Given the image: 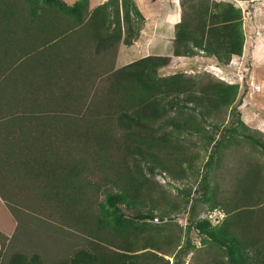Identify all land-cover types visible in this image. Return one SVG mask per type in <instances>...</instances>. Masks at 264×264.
Masks as SVG:
<instances>
[{
  "label": "trees",
  "instance_id": "16d2710c",
  "mask_svg": "<svg viewBox=\"0 0 264 264\" xmlns=\"http://www.w3.org/2000/svg\"><path fill=\"white\" fill-rule=\"evenodd\" d=\"M180 6L173 56L203 54L226 66L242 54L240 8L216 0H180ZM0 13V153L6 159L24 155V176L51 175L66 202L65 210L54 204V212L85 235L67 259L15 253L4 264H169L159 254H174L173 264H183L194 247L191 230L208 248L207 264H264V194H257L264 173L249 166L236 178L239 195L230 201L219 199L212 174L241 143L264 156V133L244 123L235 103L238 84L208 73L162 75L172 61L166 55L115 68L119 45H131L144 20L134 0H106L92 10L85 0H0ZM34 58L47 76L40 71L32 82L19 79V66ZM28 83L35 89L21 91ZM193 148L202 150L195 154L204 162L200 179V165L189 159ZM166 158L186 160L187 169L172 167ZM186 170L197 172L199 199L227 216L216 226L207 217L189 216L180 246L148 223L186 210L192 186L178 189L181 205L155 179L162 172L187 178ZM52 199L60 201L55 193ZM122 206L133 214L125 215Z\"/></svg>",
  "mask_w": 264,
  "mask_h": 264
},
{
  "label": "rangeland",
  "instance_id": "374dc122",
  "mask_svg": "<svg viewBox=\"0 0 264 264\" xmlns=\"http://www.w3.org/2000/svg\"><path fill=\"white\" fill-rule=\"evenodd\" d=\"M65 1L72 4L81 0ZM105 1L85 0L89 10ZM177 1L180 2V0H134L144 20L137 23L138 35L133 43L129 46L123 43L119 45L115 65L121 66L123 64L122 57L126 58L127 61H134L157 49L156 51L162 55L172 56L171 63L160 70L162 75L174 72H185L192 75L208 73L215 79L238 84V95L235 103L239 105L238 111H240L242 120L252 130L264 133V0L234 2L235 6L241 9L243 16L244 45L242 54L234 56L226 66L218 65L214 58L206 57L203 54L193 57H175L172 55V48H169L168 45L169 42L173 41L175 24L181 20L182 16L181 6L180 11H174L176 9L172 7L173 4L177 5ZM152 5L154 9L149 13L147 8ZM27 62L29 64L19 66L18 77L27 80V82H32L36 79L37 72L44 71L37 65L35 58L33 61ZM51 64L46 67L50 68L54 65V63ZM44 73L47 76L49 72L46 70ZM84 77L82 76V78ZM28 84H25L20 90L28 88L31 91V88L35 89V84L32 86ZM33 113H35L34 110ZM36 113L39 114V112ZM50 117L54 118L51 114ZM55 118L61 119L60 121L65 119L61 116ZM228 118L229 116H226V121ZM0 151H3V147L0 148ZM196 153L201 155L202 150L193 148V158L189 159L196 168L198 164L200 165V170H198L200 179L204 162L200 161V156H196ZM28 161L21 153L17 155L16 159L14 156H9L6 159L0 153V264L7 263L15 253H26L29 256L39 253L41 257L61 258L64 256L63 258L67 259L65 255L68 257L72 255L77 247L82 246L85 238L83 233L61 221L54 212V204L62 206L65 210L66 202L60 198L62 193L56 189L57 182H54L55 186L51 183V179H54L51 175L38 177L33 173L24 176L25 172L21 171L17 178H13L14 171L21 170L19 169L21 163L26 164ZM166 161L169 163L172 161V167L180 163V166L177 167L187 169L188 162L184 159L177 162L174 158H166ZM251 165H259L261 172L264 173V156L253 151L249 145L244 143L229 149L222 166L212 173L214 180L219 185V199L230 201L231 198L239 195V187L235 183L236 178L243 176ZM186 173L187 178H174L166 172L156 175L155 179L159 183V188L164 189L166 197L176 200L182 205L183 200L178 191L192 186L190 194L192 200L182 213L170 219L165 218L163 221L155 218L148 223V226H151L150 230H162V236L170 237L174 242L178 240L180 246L185 243L189 216L193 218L207 217L213 226L220 225L227 216L225 209L210 210L209 204L199 199L200 195L195 193L198 181L196 179L197 172L191 174L192 176L188 170ZM261 188L263 189L257 191V194L263 195L264 185ZM55 189L56 191H54ZM54 193L60 201L52 199ZM156 196L159 198V194ZM99 200H103L101 195ZM193 203V213H190V206ZM76 207L81 210L78 203ZM105 209L108 208L105 206ZM122 211L127 216L133 214L124 206H122ZM105 213L106 218L109 219L110 213L107 211ZM146 235L144 232L143 237ZM201 238L196 231L191 230L190 239L194 247L189 254L182 257L183 264H207L206 262L211 261L208 248L201 241ZM159 255L164 260L168 259L169 264H173L174 254ZM157 262L162 264V261ZM211 264L215 263L211 262Z\"/></svg>",
  "mask_w": 264,
  "mask_h": 264
},
{
  "label": "crops",
  "instance_id": "0c3cea01",
  "mask_svg": "<svg viewBox=\"0 0 264 264\" xmlns=\"http://www.w3.org/2000/svg\"><path fill=\"white\" fill-rule=\"evenodd\" d=\"M216 1H227V2L232 3V4L235 6L234 2H239L240 0H216ZM251 1H252V0H251ZM179 3H180V2L177 1V5H176V4H175V5L173 4V6H172L173 9H174V8L176 9V10H174V11H177V10L180 11V5H179ZM235 7H236V6H235ZM153 9H154V6L152 5L151 7H148V8H147V11H148L149 13H151V12L153 11ZM4 17H5L4 13H0V39H1V42H0V51H3V48H4L3 41H2V38H3V36H4V23L1 22V21L4 20ZM14 18H15V17H14ZM18 30H19V29H18ZM18 30H17V32H18ZM12 36H13V37L16 36V34H15L14 31L12 32ZM18 36H19V34H17L16 37H18ZM173 39H174V37H173ZM168 47H169V48H172V41L169 42ZM156 50H157V49H155L154 52L152 51L151 53H148L147 55H144V56H148V55H162V54L158 53ZM118 60H120V59L118 58ZM118 60H117V61H118ZM121 60H122V63H123V64H121V66L126 65V64L132 62L131 60H130V61H127V59L124 58V57H122ZM121 60H120V61H121ZM121 66H118V64H117V65H115V68H118V67H121ZM19 169H20V168H19ZM19 174H20V170H16V171H14L13 178H14V179H15V177L17 178V177L19 176ZM14 186H15V185H14Z\"/></svg>",
  "mask_w": 264,
  "mask_h": 264
}]
</instances>
